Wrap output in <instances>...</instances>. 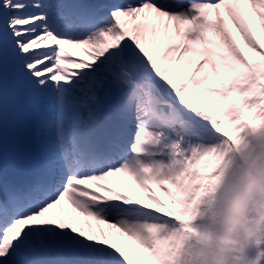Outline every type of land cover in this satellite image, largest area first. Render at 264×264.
Returning a JSON list of instances; mask_svg holds the SVG:
<instances>
[{"label":"snow or ice","instance_id":"1","mask_svg":"<svg viewBox=\"0 0 264 264\" xmlns=\"http://www.w3.org/2000/svg\"><path fill=\"white\" fill-rule=\"evenodd\" d=\"M253 27L264 0H0V264H179L226 154L264 130Z\"/></svg>","mask_w":264,"mask_h":264},{"label":"clouds","instance_id":"2","mask_svg":"<svg viewBox=\"0 0 264 264\" xmlns=\"http://www.w3.org/2000/svg\"><path fill=\"white\" fill-rule=\"evenodd\" d=\"M189 228L179 264H264V130L228 151Z\"/></svg>","mask_w":264,"mask_h":264},{"label":"bare ground","instance_id":"3","mask_svg":"<svg viewBox=\"0 0 264 264\" xmlns=\"http://www.w3.org/2000/svg\"><path fill=\"white\" fill-rule=\"evenodd\" d=\"M229 27L230 28L232 27L230 21H229ZM2 52H3V45L0 44V53H2ZM70 52L72 53L73 57L76 58L78 61L83 60L86 62H91L89 56L86 54V51L83 49L74 48V49H70ZM0 71H9V69H4L2 66H0ZM9 85H10V91L15 92L16 88H15L14 83L11 81V79L9 80ZM84 187L99 193V189H97L95 185L88 184V185H85ZM133 189H136V188H133ZM100 194L103 195V193H100ZM62 202H63V204H62ZM62 202H61V205L59 206L58 210L62 209L67 214L73 215V216L77 217L78 219H80L81 221L87 220V221L91 222L93 225H95V221H91V218L83 217L79 212H77L75 209L72 208L71 204L67 200H64ZM101 227H103V226H101ZM124 240L127 242L126 237L124 238Z\"/></svg>","mask_w":264,"mask_h":264},{"label":"rangeland","instance_id":"4","mask_svg":"<svg viewBox=\"0 0 264 264\" xmlns=\"http://www.w3.org/2000/svg\"><path fill=\"white\" fill-rule=\"evenodd\" d=\"M231 28H232V31H233V33H234L236 39H237V42L240 43L241 46L243 47V45H242V41H240V38H239L238 34L235 33V29H234L233 27H231ZM252 30H253V32H254V35H256L257 40H258L259 42H261V43H264V34L260 33L255 27H253ZM246 116H247L248 118H250V117H251V114H246ZM133 188H135V187L133 186ZM133 190H134V192L136 193V195H137L138 197L142 195V194L140 193L139 189H133ZM174 191H175V190H174ZM158 194H159V193H158ZM162 198H163V197H162ZM177 198H182V194L177 193ZM62 204H63V202H62Z\"/></svg>","mask_w":264,"mask_h":264},{"label":"trees","instance_id":"5","mask_svg":"<svg viewBox=\"0 0 264 264\" xmlns=\"http://www.w3.org/2000/svg\"><path fill=\"white\" fill-rule=\"evenodd\" d=\"M259 122H260L259 120L254 121V123H259Z\"/></svg>","mask_w":264,"mask_h":264}]
</instances>
